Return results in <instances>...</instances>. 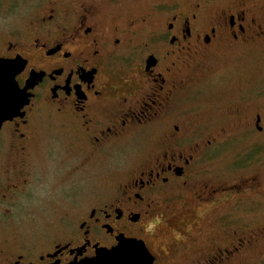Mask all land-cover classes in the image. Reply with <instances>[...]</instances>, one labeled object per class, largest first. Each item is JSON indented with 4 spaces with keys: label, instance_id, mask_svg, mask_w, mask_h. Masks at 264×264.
Here are the masks:
<instances>
[{
    "label": "flooded vegetation",
    "instance_id": "1",
    "mask_svg": "<svg viewBox=\"0 0 264 264\" xmlns=\"http://www.w3.org/2000/svg\"><path fill=\"white\" fill-rule=\"evenodd\" d=\"M262 38L264 0H0V59L21 60L30 95L0 131V229L34 216V183H68L40 233L0 241V264H73L122 239L152 264L256 258L264 78L243 64L227 99L235 74L216 68Z\"/></svg>",
    "mask_w": 264,
    "mask_h": 264
},
{
    "label": "rangeland",
    "instance_id": "2",
    "mask_svg": "<svg viewBox=\"0 0 264 264\" xmlns=\"http://www.w3.org/2000/svg\"><path fill=\"white\" fill-rule=\"evenodd\" d=\"M250 50L245 51L242 53V56L239 59H236V55L234 57L232 54H230L227 51H223L222 55L220 56V59L217 60V64L219 65L216 69L220 68V72L222 74H225L226 76H229L230 74H235L233 77H229L231 82L228 84H225L224 86L229 87L227 91L222 92L221 95L225 96V98L229 99L232 98V96L236 95V88L240 86L241 81L243 80V75L241 73H244L245 66L247 65L250 69L248 73L250 74V78H257L262 79L264 78V38L261 40H258L254 45L250 46ZM244 64V65H243ZM222 69V70H221ZM215 70V69H214ZM244 70V71H243ZM217 71V70H216ZM228 77H225L227 80ZM214 96V94H212ZM40 131H62L59 128H50L49 130L46 129V125H41ZM253 141L252 137H249L244 141V143H251ZM243 144V140L240 143ZM58 152V150H56ZM232 153V152H231ZM45 168V167H44ZM62 178V177H60ZM54 178L50 179L48 182L45 178L40 183H34L31 187V190L33 188L34 197L33 200L36 201L33 204V207L26 208V209H33L36 211L34 216H28L25 211H21V213H24V215L19 214V219H17L15 222L11 223L10 226L6 224L4 226V229H0V241H3L5 238L7 239H13V233L15 232L18 235L24 234H37L42 231L44 226L48 224L47 219H45L42 216H45V213L43 212H50V208L52 204L56 203V201L61 202V199L64 197L61 193V189L65 188L68 183L65 185H61L57 182V179L53 180ZM50 182L54 183L52 186H50ZM84 193V186H81V190H78L76 194ZM62 194V195H61ZM43 196V199H42ZM38 199V200H37ZM26 199L24 200V202ZM25 209V207H24ZM45 209V210H43ZM54 207H53V213H55ZM46 217V216H45ZM11 218V217H10ZM10 218H7L9 220ZM14 218V217H12ZM2 219L5 220V217L2 216ZM11 220V219H10ZM9 220V222H10ZM245 221V220H243ZM34 223H37L35 225ZM264 223V222H263ZM257 225H261L260 223H257ZM26 232V233H25ZM242 264H264V241H260L257 246V254L256 258L251 259L250 261H247Z\"/></svg>",
    "mask_w": 264,
    "mask_h": 264
},
{
    "label": "water",
    "instance_id": "3",
    "mask_svg": "<svg viewBox=\"0 0 264 264\" xmlns=\"http://www.w3.org/2000/svg\"><path fill=\"white\" fill-rule=\"evenodd\" d=\"M23 70L21 60L0 59V91L6 100L10 96L18 97L15 103H5L0 108V131L4 123L20 115L29 102L27 89H20L16 77ZM153 257L145 244L137 240L122 239L117 247L111 250H100L94 258L73 264H152Z\"/></svg>",
    "mask_w": 264,
    "mask_h": 264
},
{
    "label": "snow or ice",
    "instance_id": "4",
    "mask_svg": "<svg viewBox=\"0 0 264 264\" xmlns=\"http://www.w3.org/2000/svg\"><path fill=\"white\" fill-rule=\"evenodd\" d=\"M16 99H18V97H15V96H10L7 98H5L4 94L2 91H0V108H3L5 103H8V104H12V103H15L16 102Z\"/></svg>",
    "mask_w": 264,
    "mask_h": 264
}]
</instances>
